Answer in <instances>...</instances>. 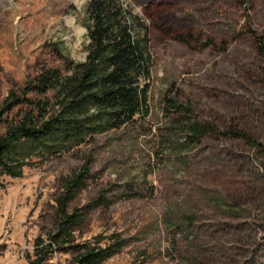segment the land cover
I'll list each match as a JSON object with an SVG mask.
<instances>
[{
  "label": "rangeland",
  "instance_id": "rangeland-1",
  "mask_svg": "<svg viewBox=\"0 0 264 264\" xmlns=\"http://www.w3.org/2000/svg\"><path fill=\"white\" fill-rule=\"evenodd\" d=\"M86 4L0 0V109L61 54L86 59ZM133 4L152 28L149 112L2 179L0 264H29L75 213L77 242L115 247L102 264H264V0ZM194 122L211 126L195 141Z\"/></svg>",
  "mask_w": 264,
  "mask_h": 264
},
{
  "label": "trees",
  "instance_id": "trees-1",
  "mask_svg": "<svg viewBox=\"0 0 264 264\" xmlns=\"http://www.w3.org/2000/svg\"><path fill=\"white\" fill-rule=\"evenodd\" d=\"M86 12V59L75 61L61 54L64 69L43 67L4 100L0 109V127L4 126L0 184L5 176L21 177L36 158L59 155L149 112L154 63L151 24L136 10L133 0H87ZM182 105L165 97L164 108L171 113H182ZM185 112L182 124L189 123ZM209 130L210 125L194 122L188 136L199 140ZM87 172L85 166L71 186L80 185ZM60 202L64 214L65 199ZM80 219L77 213L66 214L56 231L36 238L28 263L102 264L115 247L77 242L71 226ZM63 255L67 257L62 259Z\"/></svg>",
  "mask_w": 264,
  "mask_h": 264
}]
</instances>
